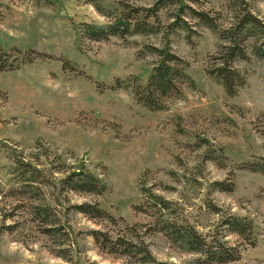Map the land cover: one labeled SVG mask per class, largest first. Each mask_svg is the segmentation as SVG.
<instances>
[{
    "label": "rangeland",
    "instance_id": "374dc122",
    "mask_svg": "<svg viewBox=\"0 0 264 264\" xmlns=\"http://www.w3.org/2000/svg\"><path fill=\"white\" fill-rule=\"evenodd\" d=\"M94 1L0 0V47L53 57L0 74V190L21 186L14 171L22 159L52 180L66 169L87 171L108 191L99 198L71 195L70 205L98 201L116 219L144 224L150 219L136 214L134 207L143 203L139 186L149 171L146 187L171 202L179 224L193 226L203 236L221 239L224 215L252 221L253 247L234 235L225 240L243 249L241 260L232 264H264V176L238 170L264 159V62L239 63L247 84L237 97L228 98L205 74L207 58L219 45L216 34L196 27L189 40L180 31L172 37V50L189 63L187 73L196 89L168 101L167 111L150 112L136 103L131 90L109 88L118 79L145 86L153 58L137 59V49L118 39L91 43L81 37L83 24H108ZM119 1L99 0V5L114 12ZM124 1L150 7L157 0ZM253 5L264 21V0H253ZM197 9L228 14L221 0H201ZM160 38L130 40L160 46ZM179 118L186 136L176 134ZM199 136L215 149L224 148L227 169L203 164L205 152L194 148ZM226 180L235 183L231 194L213 187ZM68 217L74 242L71 260L52 254L45 236L16 232L0 237V264H121L86 237L88 231L100 229L95 223L78 214ZM147 243L160 262L197 264L200 259L160 234L148 237Z\"/></svg>",
    "mask_w": 264,
    "mask_h": 264
},
{
    "label": "trees",
    "instance_id": "16d2710c",
    "mask_svg": "<svg viewBox=\"0 0 264 264\" xmlns=\"http://www.w3.org/2000/svg\"><path fill=\"white\" fill-rule=\"evenodd\" d=\"M221 1L222 10L228 11L225 17L223 12L197 9L201 0H157L150 7L121 0L114 12H107L99 5V0H95V9L109 19L108 24L105 28L83 24L80 33L91 43L121 40L137 49V59L153 58L152 74L145 86L136 80L132 86L125 85L126 82L118 79L109 89L131 90L138 105L150 112H162L168 110V101L182 98L186 89H196L195 82L187 73L189 63L172 50V37L182 31L191 40L194 28H207L216 34L219 45L207 58L205 74L223 88L228 98H235L247 84L246 73L240 71L237 65L264 62V21L255 13L253 0ZM134 37L148 40L161 37V45L131 41ZM42 59L51 60L53 57L32 49L13 48L6 51L0 47V74L20 71ZM63 68L67 69V64ZM182 122L179 118L176 134L186 136ZM194 148L205 152L203 164L211 162L220 169L228 168L222 146L215 149L199 136ZM238 170L264 176V159L244 163ZM17 172L21 186L7 192L0 190V237L16 232L43 235L50 240V252L66 261L71 260L74 247L71 241L73 230L68 219L70 213L82 215L95 223L100 229L88 231L86 237L93 240L101 253L121 264H169L158 261L150 251L147 239L157 234L163 235L179 249L199 255L197 264L240 261L243 249L239 250V245L226 241L229 236L238 237L250 247L256 242L253 222L235 215L222 216L224 235L221 239L203 236L193 226L179 224L171 202L157 195L152 187H146L149 171L143 174L139 186L143 203L135 206L134 211L150 221L135 225H128L123 218L116 219L102 209L98 201L70 205L71 195L99 198L107 193L108 187L87 171L66 169L59 172L61 177L52 180L43 176L32 163L25 164L22 159L16 162L14 174ZM46 186L56 191H47ZM213 187L225 194L235 191V183L231 180L215 182ZM63 203L67 207H62ZM212 208L219 214L216 207ZM244 245L241 247L244 248Z\"/></svg>",
    "mask_w": 264,
    "mask_h": 264
}]
</instances>
